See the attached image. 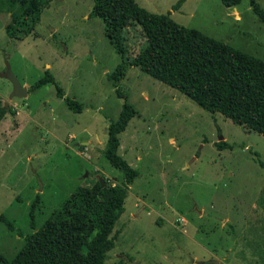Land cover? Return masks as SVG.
I'll use <instances>...</instances> for the list:
<instances>
[{"label": "rangeland", "instance_id": "1", "mask_svg": "<svg viewBox=\"0 0 264 264\" xmlns=\"http://www.w3.org/2000/svg\"><path fill=\"white\" fill-rule=\"evenodd\" d=\"M134 1L264 58V25L248 0L230 8L221 0ZM256 2L264 9V0ZM93 5L52 0L32 34L21 38L7 35L10 13L0 12V105L16 112L0 123V214L11 224L0 223V255L14 259L25 237L76 189L100 177L122 182L104 151L107 127L126 101L134 116L118 135V154L138 175L103 264H264V137L135 67L115 83L126 99L119 97L108 75L121 58L102 20L91 14ZM127 39L134 56L144 42L138 26L129 28ZM8 68L26 89L47 73L54 83L10 99ZM57 86L84 106L80 113L58 97ZM219 142L229 147L218 149Z\"/></svg>", "mask_w": 264, "mask_h": 264}, {"label": "trees", "instance_id": "2", "mask_svg": "<svg viewBox=\"0 0 264 264\" xmlns=\"http://www.w3.org/2000/svg\"><path fill=\"white\" fill-rule=\"evenodd\" d=\"M52 0H0V12L10 13L6 32L9 37H26L34 31L41 14ZM242 0H221L227 8ZM250 7L264 25V9L256 0ZM17 4L16 11L11 8ZM178 4L174 6L176 9ZM93 16L102 20L104 33L121 62L108 75L119 97H126L116 87L128 67L138 68L153 79L180 92L211 114H221L247 131L264 137V58L259 59L234 49L195 29L176 23L170 14H154L134 0H94ZM138 26L144 40L137 54L127 49L129 28ZM54 83L50 74L36 81L28 92ZM57 95L67 107L80 113L84 106L65 97L57 86ZM16 112L0 105V122ZM134 116L126 103L115 122L107 127L104 157L123 173L119 185L99 179L89 188H78L33 234L16 257L0 264H103V255L114 248L110 237L124 212L128 187L138 173L119 154L118 135ZM218 149L228 148L225 142ZM261 167L263 166L260 162ZM0 223L11 229L10 222L0 214ZM89 241L86 252L84 245ZM118 264H128L121 260Z\"/></svg>", "mask_w": 264, "mask_h": 264}, {"label": "water", "instance_id": "3", "mask_svg": "<svg viewBox=\"0 0 264 264\" xmlns=\"http://www.w3.org/2000/svg\"><path fill=\"white\" fill-rule=\"evenodd\" d=\"M5 78L8 79L13 85V92L10 95V99H13V98L23 99L26 97L27 89L25 87L21 86L19 81L10 72L9 68L7 69V72L5 74ZM7 105H8V103L6 104V106ZM82 145H86V143H84ZM99 181H100L101 185L104 186L105 181L102 177L99 178ZM211 264H217V263H211Z\"/></svg>", "mask_w": 264, "mask_h": 264}, {"label": "crops", "instance_id": "4", "mask_svg": "<svg viewBox=\"0 0 264 264\" xmlns=\"http://www.w3.org/2000/svg\"><path fill=\"white\" fill-rule=\"evenodd\" d=\"M21 86L25 87V86H26V84H21ZM25 88H26V87H25ZM29 88H30V87H29ZM27 96H28V89H27V95H26V97H25V98H27ZM25 98H24V99H25ZM17 115H18V112H17ZM6 117H7V115H6V116H5L3 119H5ZM3 119H2V120H3ZM9 120H10V121H12V120H13V118H12V117H10V119H9ZM1 122H2V121H1ZM1 122H0V123H1ZM71 139H73V140H74V139H75V138H74V136H71ZM86 145H88V143H87Z\"/></svg>", "mask_w": 264, "mask_h": 264}, {"label": "built area", "instance_id": "5", "mask_svg": "<svg viewBox=\"0 0 264 264\" xmlns=\"http://www.w3.org/2000/svg\"><path fill=\"white\" fill-rule=\"evenodd\" d=\"M112 186H114V184H112Z\"/></svg>", "mask_w": 264, "mask_h": 264}]
</instances>
